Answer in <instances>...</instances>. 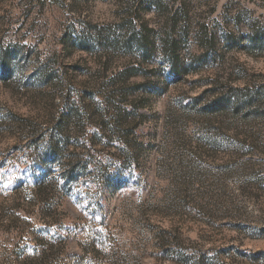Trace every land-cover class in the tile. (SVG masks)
Here are the masks:
<instances>
[{
	"label": "rangeland",
	"instance_id": "obj_1",
	"mask_svg": "<svg viewBox=\"0 0 264 264\" xmlns=\"http://www.w3.org/2000/svg\"><path fill=\"white\" fill-rule=\"evenodd\" d=\"M0 264H264V0H0Z\"/></svg>",
	"mask_w": 264,
	"mask_h": 264
},
{
	"label": "trees",
	"instance_id": "obj_2",
	"mask_svg": "<svg viewBox=\"0 0 264 264\" xmlns=\"http://www.w3.org/2000/svg\"><path fill=\"white\" fill-rule=\"evenodd\" d=\"M3 72V77L4 78H7V77H10V70L8 69V68H4L3 70H2ZM219 103H216L215 105V109H217V110H220V109H224V105L227 103V101H225L224 99L223 100H221V101H218ZM226 106V105H225ZM133 109H135V108H133ZM126 112H129L128 110L126 111ZM68 114H67V116H69V117H71L72 116V114H73V111L72 110H70V111H68L67 112ZM139 115H141L142 117H143V114H139ZM97 167H96V170L97 171H95L97 174H100V177L102 178V179H104L105 180V182L106 183H109V181L111 182H113L115 179H116V175H120V173L118 174V173H115L116 175H114L112 172H113V168H111V167H108V166H105L104 164H103V162H102V160H98L97 161ZM79 170H81V168L79 169ZM63 179H65V181L66 182H68L69 180H70V174L69 173H63ZM41 178V177H40ZM40 178H35V184H37V187L38 188H40V190H43L42 192H44V188H46L47 187V185H46V183L44 182V181H41L40 180ZM117 180V179H116ZM115 180V181H116ZM114 181V182H115ZM44 187V188H43ZM41 192V193H42ZM40 195H42V194H40Z\"/></svg>",
	"mask_w": 264,
	"mask_h": 264
}]
</instances>
